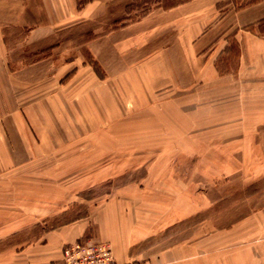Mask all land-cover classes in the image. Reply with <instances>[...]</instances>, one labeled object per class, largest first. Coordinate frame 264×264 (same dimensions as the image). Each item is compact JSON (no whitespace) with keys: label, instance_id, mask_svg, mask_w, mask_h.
I'll use <instances>...</instances> for the list:
<instances>
[{"label":"rangeland","instance_id":"obj_1","mask_svg":"<svg viewBox=\"0 0 264 264\" xmlns=\"http://www.w3.org/2000/svg\"><path fill=\"white\" fill-rule=\"evenodd\" d=\"M141 1H113L103 17L33 43L22 40L25 28H7L13 67L48 58L58 47L70 64L52 67L49 89L35 84L36 105L50 91V113L24 116L35 141L49 140L52 147H33L30 155L20 150L19 161L3 167V186L13 190L4 191L2 201L17 202L34 227L5 236L0 250L78 221L88 223L82 239L113 246L99 234L100 214L113 206L124 213L120 224L142 223L129 260L251 264L236 227L242 215L264 204V148L242 141L247 124L264 123V0L219 2L218 18L196 39L197 56L212 60L203 64L206 70L215 69L195 75L196 84L206 78L216 86L203 92L196 85L191 98L164 94L157 104L142 100V83L127 82L123 91L112 82L137 77L142 67L107 71L88 45L133 22L143 8L131 4ZM75 54L82 65L78 59L75 65ZM94 84L104 102L88 107L85 96ZM254 150L262 154L250 156Z\"/></svg>","mask_w":264,"mask_h":264},{"label":"crops","instance_id":"obj_2","mask_svg":"<svg viewBox=\"0 0 264 264\" xmlns=\"http://www.w3.org/2000/svg\"><path fill=\"white\" fill-rule=\"evenodd\" d=\"M113 1L116 0H91L79 9L76 0H0V175L3 167L8 168L19 161L20 150L30 155L33 147L37 146L42 151L52 147L49 140H43L40 144L35 141L30 132L31 125L24 116L50 113V91L43 97V103L38 100L36 105L35 84L48 83L43 86V90L49 89L52 67H66L70 64V61L62 60L64 56L58 54V47L48 58L13 67L7 28H25L26 33L22 39L24 43L45 40L56 31L72 29L83 22L103 17ZM221 1L189 0L167 9L154 8L139 20L126 23L90 40L89 49L107 71L111 72L113 69L126 72L132 67H142L141 75L134 78L125 75L112 82L116 83L117 89L120 87L123 91H126L127 82L142 83V100L145 104L148 99L157 104L164 94L169 97L180 94L183 98L194 97L190 93L194 92L196 85L202 87L203 92L216 86L206 78L199 81L201 84H196L195 75L215 71L211 67L206 70L203 65L207 60L210 63L211 59L206 58L205 61L204 57L197 56L196 39L206 34L218 18L217 6ZM77 59L82 65L81 55H74L75 65ZM88 79L91 84L96 82L92 74ZM110 81L107 83L108 90ZM95 84L85 96L88 107H96L104 102ZM111 99L114 100V97ZM260 126L263 127L264 123L254 126L247 124L246 129H242L245 132L242 141L253 140L251 147L264 148V134L260 133L264 129H258ZM257 154L254 150L249 155L259 156L262 153ZM256 160L259 161V158H252L250 161ZM1 178L2 176L0 242L5 236L19 234L25 229L29 231L34 227V219H30L29 214H19L17 202L13 199L2 201L4 191L11 192L13 189L3 186ZM112 207L100 214V237L113 243V255L117 262L123 264L140 261L129 260L127 251L132 243L142 239V223L138 228L130 224H120L119 220L124 218V213L117 207ZM87 228V222L78 221L43 229L40 235L26 243L17 244L6 251L0 250V264H54L61 259L63 248L67 244L91 240L82 239ZM236 236L249 251L247 254H250L251 264H264V204L251 208L250 213L242 215L238 220Z\"/></svg>","mask_w":264,"mask_h":264},{"label":"built area","instance_id":"obj_3","mask_svg":"<svg viewBox=\"0 0 264 264\" xmlns=\"http://www.w3.org/2000/svg\"><path fill=\"white\" fill-rule=\"evenodd\" d=\"M54 264H122L116 261L112 246L106 241H76L63 248L62 257ZM123 264H142L130 261Z\"/></svg>","mask_w":264,"mask_h":264},{"label":"trees","instance_id":"obj_4","mask_svg":"<svg viewBox=\"0 0 264 264\" xmlns=\"http://www.w3.org/2000/svg\"><path fill=\"white\" fill-rule=\"evenodd\" d=\"M90 1L91 0H76L77 6H78L79 9L83 8ZM186 1H189V0H155V2L152 1V0H142L141 1L142 3H133V4H131V7L132 6H139L140 4H142L143 11H142V14L138 15L136 18L133 17L131 20L132 21H136V20H139L142 17L146 16L152 10V7L148 6L152 2L153 3H158L160 5V7L164 8V9H167V8L174 7V6L178 5V4L184 3Z\"/></svg>","mask_w":264,"mask_h":264}]
</instances>
